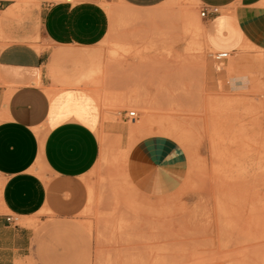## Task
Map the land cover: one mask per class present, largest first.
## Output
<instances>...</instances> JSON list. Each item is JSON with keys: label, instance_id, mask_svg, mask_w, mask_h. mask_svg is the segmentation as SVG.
<instances>
[{"label": "rangeland", "instance_id": "374dc122", "mask_svg": "<svg viewBox=\"0 0 264 264\" xmlns=\"http://www.w3.org/2000/svg\"><path fill=\"white\" fill-rule=\"evenodd\" d=\"M101 2L107 37L67 51L57 66L63 51L46 42L40 3L14 0L23 9L0 28L2 44L55 53L45 67L51 96L82 88L103 110L99 160L77 183L79 213L62 219L46 206L17 221L29 229L30 264H264V53L243 46L216 62L219 85L209 87L216 51L205 44L198 2L167 0L146 24L118 0ZM148 135L179 145L188 163L181 187L157 198L126 170L130 149Z\"/></svg>", "mask_w": 264, "mask_h": 264}, {"label": "crops", "instance_id": "0c3cea01", "mask_svg": "<svg viewBox=\"0 0 264 264\" xmlns=\"http://www.w3.org/2000/svg\"><path fill=\"white\" fill-rule=\"evenodd\" d=\"M28 1L41 4L46 42L63 51L53 66L67 51L93 48L109 33L110 17L101 0ZM166 1L118 0L141 24L159 17ZM194 1L210 11L203 18V34L212 50L234 55L246 46L264 53V0ZM13 4L14 0H0L3 32L16 14L9 11ZM54 54L23 41L0 42V264H30L29 229L18 220L35 216L46 206L62 219L79 213L85 197L77 183L99 160L95 128L103 117L101 105L82 88L48 93L45 67ZM216 62L222 61L207 62L209 87L219 85ZM233 84L238 85L235 79ZM115 134L124 140V132ZM187 168L183 149L159 135L139 140L130 149L126 166L133 185L153 198L181 187Z\"/></svg>", "mask_w": 264, "mask_h": 264}, {"label": "built area", "instance_id": "2783aa9c", "mask_svg": "<svg viewBox=\"0 0 264 264\" xmlns=\"http://www.w3.org/2000/svg\"><path fill=\"white\" fill-rule=\"evenodd\" d=\"M214 12H216V10ZM209 14H210V11L208 9L204 8L201 10V17L202 18H206ZM230 55H231V53H229V52L216 51L214 53V58L217 61H224V60H227ZM127 116H128V118L135 119L137 117V112L131 111L127 114ZM9 220H11V218H9Z\"/></svg>", "mask_w": 264, "mask_h": 264}, {"label": "bare ground", "instance_id": "6f19581e", "mask_svg": "<svg viewBox=\"0 0 264 264\" xmlns=\"http://www.w3.org/2000/svg\"><path fill=\"white\" fill-rule=\"evenodd\" d=\"M24 6V5H23ZM23 6L22 5H16L15 7H13V8H11V9H9V11L11 12V13H16L17 12V10H19L20 8H22L23 9ZM28 6V5H27ZM24 9H25V7H24ZM200 29H202V28H200ZM199 29V30H200ZM200 32H201V30H200Z\"/></svg>", "mask_w": 264, "mask_h": 264}]
</instances>
